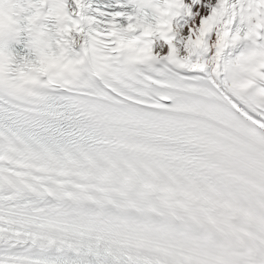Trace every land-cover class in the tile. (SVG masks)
<instances>
[{
	"label": "snow or ice",
	"instance_id": "1",
	"mask_svg": "<svg viewBox=\"0 0 264 264\" xmlns=\"http://www.w3.org/2000/svg\"><path fill=\"white\" fill-rule=\"evenodd\" d=\"M0 264H264V0H0Z\"/></svg>",
	"mask_w": 264,
	"mask_h": 264
}]
</instances>
